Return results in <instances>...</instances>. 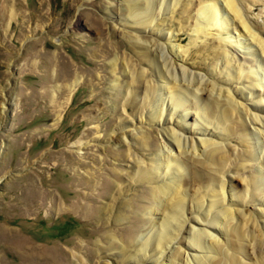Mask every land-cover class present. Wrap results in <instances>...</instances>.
<instances>
[{
	"label": "rangeland",
	"instance_id": "374dc122",
	"mask_svg": "<svg viewBox=\"0 0 264 264\" xmlns=\"http://www.w3.org/2000/svg\"><path fill=\"white\" fill-rule=\"evenodd\" d=\"M238 2L264 39V0ZM183 3L189 0L163 13L156 12L157 3L150 19L138 24L132 14H122L125 0H0V264H154L123 260L122 248L140 239L151 222L146 201L154 183L128 184L129 162L121 155L128 138L123 129L111 134L121 118L136 113L134 106L123 111L130 76L126 62L148 69L147 77L156 78L151 76L150 55L140 61L144 56L136 42L154 51L163 41L179 57L189 48L193 55L178 63L201 74L216 62L211 48L225 49L236 58L232 64L244 63L242 72L254 69V75L264 79V56L245 33L240 35L231 24L227 30L213 26L210 34L197 37L195 17L185 22ZM162 15L167 19H158ZM156 27L170 41L158 38ZM246 57L253 60L247 62ZM192 61L199 63L191 68ZM69 85L70 91L65 87ZM249 125L264 132L258 124ZM136 126L150 130L147 146L140 149L150 162L162 149L160 127L148 121ZM261 135L253 139L260 157ZM233 184L243 189V184ZM114 185L122 186L118 197L123 204L99 214L100 205L112 201ZM255 203L249 207L254 212L251 224L264 230L263 217L255 212L264 205ZM111 236L119 248H106ZM170 242L169 251L178 245ZM161 260L166 262L164 256Z\"/></svg>",
	"mask_w": 264,
	"mask_h": 264
},
{
	"label": "bare ground",
	"instance_id": "6f19581e",
	"mask_svg": "<svg viewBox=\"0 0 264 264\" xmlns=\"http://www.w3.org/2000/svg\"><path fill=\"white\" fill-rule=\"evenodd\" d=\"M179 1L125 0L121 11L123 15L132 14L133 23L141 24L150 19L157 3L156 12H160L165 8L173 10ZM239 4L238 0H189L181 12L188 15L185 22L195 17L192 20L197 37L210 34L208 30L213 26L227 30L233 24L264 56L262 34L255 31ZM192 7L195 14L190 15ZM158 19L163 21L167 17L162 15ZM155 29L156 33L152 32L158 38L170 41L167 33ZM179 36L177 33L176 38L181 41ZM162 42L156 43L154 51L144 42H136L142 56L150 55L151 76L156 78L147 77L148 69L135 68L130 60L126 62L130 76L124 85L127 100L123 111H132L134 106L137 114L128 120L121 118L111 131L112 134L123 129V135L128 138L127 149L121 152L129 162L125 172L128 184L154 183L146 201L151 222L140 239L122 248L123 260H148L154 264H264V230L251 224L254 212L249 210L255 202L264 205V198L260 197L264 193V155L260 157L258 148L255 151L258 142L253 140L260 133L264 137V132L249 125L264 128V113H260L264 112V94L259 93L264 79L256 77L254 69L252 73L242 72L244 63L232 64L236 60L233 54L218 48L210 50L211 59L216 62L207 73L188 70L178 61L179 58L186 61L193 55L189 48L182 50L179 57L173 46ZM146 56L140 61H145ZM222 58L223 65L218 66ZM246 58L247 62L253 60ZM196 63L199 62H189L188 66L194 68ZM65 87L68 91L72 89L70 85ZM189 118H193L192 122ZM142 121L155 122L161 132L162 149L150 162L140 152L147 146L150 132L136 126ZM107 137L110 139V134ZM106 149L112 152L109 147ZM234 181L243 184V189L236 190ZM121 190L122 186H113L114 197L100 205L99 214L121 207L123 202L118 197ZM255 212L263 217L264 227V208ZM168 242L178 245L169 251ZM117 246L121 245L113 237L107 241L106 248ZM163 256L166 262H162ZM81 264H84L82 260Z\"/></svg>",
	"mask_w": 264,
	"mask_h": 264
}]
</instances>
